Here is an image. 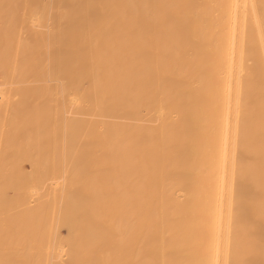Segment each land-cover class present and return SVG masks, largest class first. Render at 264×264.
I'll return each mask as SVG.
<instances>
[{
    "label": "bare ground",
    "instance_id": "obj_1",
    "mask_svg": "<svg viewBox=\"0 0 264 264\" xmlns=\"http://www.w3.org/2000/svg\"><path fill=\"white\" fill-rule=\"evenodd\" d=\"M0 264H264V0H0Z\"/></svg>",
    "mask_w": 264,
    "mask_h": 264
}]
</instances>
